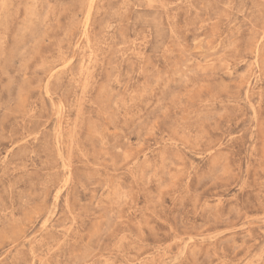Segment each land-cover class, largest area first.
I'll return each instance as SVG.
<instances>
[{
	"label": "rangeland",
	"instance_id": "obj_1",
	"mask_svg": "<svg viewBox=\"0 0 264 264\" xmlns=\"http://www.w3.org/2000/svg\"><path fill=\"white\" fill-rule=\"evenodd\" d=\"M0 264H264V0H0Z\"/></svg>",
	"mask_w": 264,
	"mask_h": 264
}]
</instances>
